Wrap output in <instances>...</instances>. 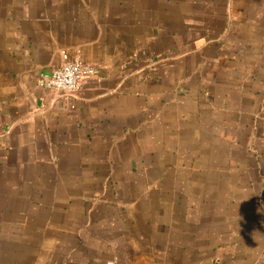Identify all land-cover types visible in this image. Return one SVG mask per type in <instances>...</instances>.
<instances>
[{
	"label": "crops",
	"instance_id": "0c3cea01",
	"mask_svg": "<svg viewBox=\"0 0 264 264\" xmlns=\"http://www.w3.org/2000/svg\"><path fill=\"white\" fill-rule=\"evenodd\" d=\"M0 264H264V0H0Z\"/></svg>",
	"mask_w": 264,
	"mask_h": 264
},
{
	"label": "built area",
	"instance_id": "2783aa9c",
	"mask_svg": "<svg viewBox=\"0 0 264 264\" xmlns=\"http://www.w3.org/2000/svg\"><path fill=\"white\" fill-rule=\"evenodd\" d=\"M63 62L48 77L41 78L38 87L65 97L81 91L86 79L93 77L94 70L79 59H69L65 54Z\"/></svg>",
	"mask_w": 264,
	"mask_h": 264
}]
</instances>
